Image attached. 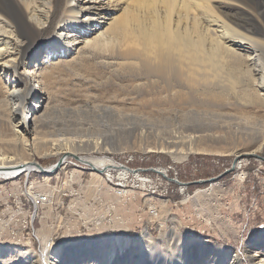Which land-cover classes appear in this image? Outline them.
<instances>
[{"label": "bare ground", "instance_id": "bare-ground-1", "mask_svg": "<svg viewBox=\"0 0 264 264\" xmlns=\"http://www.w3.org/2000/svg\"><path fill=\"white\" fill-rule=\"evenodd\" d=\"M86 53L104 58L110 73L102 84L111 76L129 77L125 92L116 94L107 89L100 97L108 103L120 102L130 111L127 115L122 114L124 110L111 113L113 107L102 108L118 121L120 129L130 126L139 131L138 136H73L75 133L67 129L70 124L66 127L63 119H57L66 115L58 106L64 72H82L79 64L86 60ZM41 55L44 66L39 65ZM4 74L12 78L5 99L9 105L19 100L21 110L11 131L0 137V178L39 170L51 179L59 167H44L36 156L63 153L92 165L96 172L90 191L99 186L100 172L118 170L117 179L122 182L118 193L123 194L126 180L137 171L127 168L126 172L110 158L79 156L78 147L87 142L98 148L117 140L114 150L137 147L165 151L175 159L189 153L232 151L242 157L262 149L264 135H254L251 141L236 138L239 129L233 123L215 118L224 114L220 108L227 106L228 94L238 92L244 77L255 82L257 95H264V0H0L1 79ZM201 106L208 108L204 111ZM28 108L33 113L32 129L27 124ZM160 128L165 132L160 133ZM28 134L33 135L32 140ZM247 142H257L253 151L234 150L238 148L235 143ZM67 156L62 157L64 161ZM49 229L37 231L44 247L41 256L35 257L15 243L2 242L0 264H119L125 255L127 264H154L157 259L161 264L195 262V258L183 255L163 262L164 256L155 253L157 246L152 245L149 235L135 239L97 237L101 249L79 258L78 250L52 244ZM186 243V247L193 245ZM254 250L247 251L249 264H264V251ZM173 252L178 253L177 249ZM202 258V264H242L238 254L229 249Z\"/></svg>", "mask_w": 264, "mask_h": 264}, {"label": "rangeland", "instance_id": "rangeland-1", "mask_svg": "<svg viewBox=\"0 0 264 264\" xmlns=\"http://www.w3.org/2000/svg\"><path fill=\"white\" fill-rule=\"evenodd\" d=\"M86 56V60L79 64L82 72H64L58 106L63 108V112L66 111V115L57 119H63L66 127L70 124L67 129L75 133L73 136H138L139 131H132L130 126L120 129L118 121L110 116L122 110L125 111L122 114L130 115V111L120 102L108 103L100 97L108 90L116 94L125 92L129 77L111 76L113 79L107 81L112 83L102 84L103 77L107 79L110 73L104 65V58L96 59L89 53ZM42 57L39 65L44 66ZM35 66L34 62L32 68ZM244 78L236 88L238 92L228 94L227 106L220 108L223 111L218 109L219 113L224 114L215 119L233 123L239 129L235 137H247L249 139L246 141H251L254 135H264V95H257L255 82H251L249 77L248 80ZM11 79L10 75L5 74L2 79L0 77V137L4 131H11L21 110L19 100L9 105L10 102L5 99ZM35 84L39 90L42 89L38 82ZM106 106L114 108L110 109L112 112L109 115L102 110ZM206 108L200 107L202 110ZM26 113L27 124L32 129L33 113L31 109ZM158 130L165 132L162 128ZM27 137L31 139L33 135L28 134ZM86 143L81 149L78 147L79 156L110 158L119 167L123 165L126 172L128 168L138 174L126 180L128 189L123 188L124 193L119 194L122 188L118 184L122 182L117 179L118 170L112 169L111 174L100 172L102 178L99 186L90 191L96 171L91 164L72 155L66 157L64 164L59 165L57 176L53 175L51 179L44 178V173L39 170L28 172L30 180L36 182L29 190L50 195V201L40 209L35 228L38 232L50 228L52 244H66L67 249H73V252L78 250L79 258H82L88 252L95 254L101 249L97 242L99 237L124 236L135 239L149 235L153 237L152 245L157 246L155 253L164 256L163 262H168L172 256L183 255L195 258L194 264H202L199 263L201 257L206 258L224 249L237 253L242 264H249L248 250L253 252L257 248L264 251V145L255 153L242 157L232 151L224 154L189 153L183 159L180 158L184 156L175 159L165 151H144L137 147L114 150L112 145L117 140L99 144L98 148ZM256 143H235L238 148L234 150L253 151ZM64 155L58 153L36 158L42 166L48 167L56 166ZM238 162L241 165L237 166ZM25 180L26 173L11 179L0 178V243H15L39 257L44 252L41 240L39 246L38 242L32 245L29 241L24 243L10 236L4 237L12 228L27 232L25 226L30 216L31 201L25 193L28 189ZM143 180L146 183L142 184ZM186 242L193 245L187 248ZM174 249L178 253L174 254ZM121 258L119 264L128 259L126 255ZM153 263L161 264L158 259Z\"/></svg>", "mask_w": 264, "mask_h": 264}, {"label": "built area", "instance_id": "built-area-1", "mask_svg": "<svg viewBox=\"0 0 264 264\" xmlns=\"http://www.w3.org/2000/svg\"><path fill=\"white\" fill-rule=\"evenodd\" d=\"M29 175L30 174L28 175L26 174V180H25V186L28 187L25 193L30 197V201H31L30 216L25 226V228L27 229V232L24 233L23 230L14 231V229L12 228L8 236H10L12 239H15V240H21L22 242L25 241L24 243H27L29 241L32 245L35 244V242H38L39 246H41V243H40L41 241L39 237L37 236L38 230H36L35 228V220L37 219V216L39 215L40 209H42V207L50 201V197H49L50 195L46 193H41V192L36 193L34 191L32 192L31 190H29L32 184H36V182L30 180Z\"/></svg>", "mask_w": 264, "mask_h": 264}, {"label": "water", "instance_id": "water-1", "mask_svg": "<svg viewBox=\"0 0 264 264\" xmlns=\"http://www.w3.org/2000/svg\"><path fill=\"white\" fill-rule=\"evenodd\" d=\"M66 155L70 156V154H66ZM68 156H67V157H68ZM72 156H73V155H72ZM75 157L79 159V157H77V156H75ZM63 161H64V159L61 158V159L59 160V162L57 163V167H59V165H61V164L63 163Z\"/></svg>", "mask_w": 264, "mask_h": 264}]
</instances>
